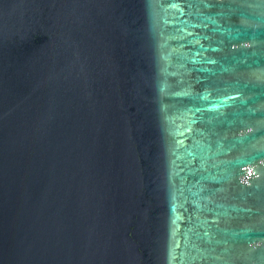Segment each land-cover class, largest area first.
I'll return each mask as SVG.
<instances>
[{"label": "water", "instance_id": "obj_1", "mask_svg": "<svg viewBox=\"0 0 264 264\" xmlns=\"http://www.w3.org/2000/svg\"><path fill=\"white\" fill-rule=\"evenodd\" d=\"M0 264H264V0H0Z\"/></svg>", "mask_w": 264, "mask_h": 264}]
</instances>
